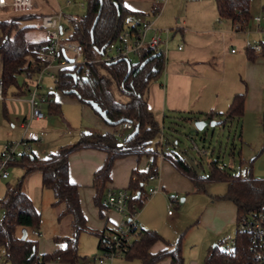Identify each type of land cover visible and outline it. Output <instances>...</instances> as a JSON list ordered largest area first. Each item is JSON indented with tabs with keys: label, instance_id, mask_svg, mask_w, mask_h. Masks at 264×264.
<instances>
[{
	"label": "trees",
	"instance_id": "1",
	"mask_svg": "<svg viewBox=\"0 0 264 264\" xmlns=\"http://www.w3.org/2000/svg\"><path fill=\"white\" fill-rule=\"evenodd\" d=\"M83 1L85 12L79 16H64L65 31L68 32L62 30V33L64 38L79 43L83 55L87 58L99 56L100 48L118 36L128 25V17L140 14L127 9L123 5V0ZM213 1L218 18L229 22L230 26L234 21L248 17L249 0ZM261 9L264 11V0L261 1ZM21 13L8 20H0V82L4 96L13 85L16 87V93H22L17 77L37 63V53L45 47L44 39L26 38V32L34 27L29 21L35 19L36 15L30 12ZM155 53L153 49H145L136 56L137 61L134 63L130 59H117L106 64H91L90 73L86 77L80 76L78 66L57 71L51 89L46 93L48 111L50 113L59 111V106L52 98L54 91H60L88 106H90L88 102H95L105 110L110 122L104 124L109 130L81 132L75 143L60 147L44 159H36L33 154L26 152L17 161V163L25 161L23 172L15 184L5 187L4 194L0 197V208L3 210L0 218V248L4 249L1 255L4 262L77 264L82 259L77 254L78 235L89 230L79 206L77 186L69 181L67 174L69 153L81 148H94L105 152V158L94 172L92 179L93 201L97 206L103 207L101 200L105 191L104 184L109 179L113 161L126 155L137 157L145 155L152 157L150 167L145 171H132L126 187L130 201L136 205V208H140L143 204L140 195L145 191L143 182L150 173L156 172L155 151L161 149L164 158L192 180L195 191H204L205 180L225 182L226 191L216 195L215 198L225 199L234 204L236 220L242 214L260 209L264 202V178H257L251 174L252 159L248 161V172L245 175H230L212 160L207 162V173L201 175L194 170L182 153L175 149L176 139L171 141L170 137L166 136L163 147L160 148L159 140L156 138L163 132L146 103L148 85L159 76L163 66L162 54L155 55ZM259 53L264 58V42H261ZM142 62L144 63L141 65ZM114 89L123 99L114 95ZM243 99L244 91L234 94L217 123L239 118L243 113ZM94 113L98 115L95 111ZM212 117V112L205 114L207 119L211 120ZM179 118L190 123L195 117L180 116ZM125 120L134 121L135 131L121 138L114 136L112 131L118 125V121ZM260 125L264 132V113L260 117ZM171 129L176 131L174 126ZM33 171L40 174L42 187L52 191L54 197L52 205H62L57 218L61 219L65 215L69 217L71 233L53 236L52 240L63 243V248L51 253L38 254L36 240L28 237L20 238L14 233L18 226L38 230L41 223L40 213L23 189L25 176ZM94 234L98 237L102 236L101 233L94 232ZM234 239L235 256L231 259V263L240 262L241 259L249 256L246 250L247 237L236 230ZM161 240L156 231L141 228L124 258L136 259L140 264H154L164 258L169 260V264H184L181 238L172 244L166 242L165 248L159 251L153 253L149 251L153 243ZM203 264H226L225 257L221 250L215 248L205 256Z\"/></svg>",
	"mask_w": 264,
	"mask_h": 264
},
{
	"label": "crops",
	"instance_id": "2",
	"mask_svg": "<svg viewBox=\"0 0 264 264\" xmlns=\"http://www.w3.org/2000/svg\"><path fill=\"white\" fill-rule=\"evenodd\" d=\"M261 1L258 0V9H260ZM41 2L42 6H39V8L45 9V12L35 13V23H31L34 27L29 32L28 40L44 39L43 30L38 25L39 17L44 14H52L59 9L62 14L61 28L63 32H68V30L65 31L64 16L82 15L77 13L78 7H83L82 2L75 4V6H72L71 0L67 3L68 5L63 4V6H60L54 0H41ZM153 2L154 0H123V5L127 9L140 13L136 16L128 17L127 24H132L142 17L148 18L150 6ZM183 6L184 8H164L154 20V25L159 26L158 28L167 27L169 29L166 35L163 66L159 76L149 83L146 99L147 108L160 124L163 139L170 137L169 139L173 141L174 137L170 134L174 130L171 127L177 125L175 120L180 116H194L193 122L197 119H206L205 114L212 112L213 117L211 120L218 121L222 118V113L227 109L232 96L242 91H244L243 113L238 120L241 127L240 137L241 131L244 132L246 129L252 128L254 132L255 125H258L259 132H263L260 125V117L264 113V58L259 52H253L245 47L246 41L251 43L261 41L260 34L253 31L248 33L233 32L229 22L224 20L217 22L218 15L213 0H189ZM34 7L35 4L32 0L31 8L23 12L30 11L31 13ZM4 8L11 9L8 5L1 9ZM256 10L254 0H249L248 17L253 15ZM261 13H264L262 9ZM172 25L173 27H169ZM260 28L264 29V22L260 23ZM62 36L64 37L63 33ZM163 36L165 38V35H162V38ZM232 49L235 52H231ZM65 69H68V67ZM52 82V80H43L42 91L44 93L51 89ZM17 94L22 95L23 93ZM52 99L59 106V111L50 113L46 102L43 107L44 116L40 119L32 120L24 134L28 147L21 146L22 150L19 154L17 152L16 162L12 163L19 166V177L23 172L25 161L20 163H17V161L22 158L24 153L30 152L36 159H44L47 155L56 152L60 147L71 145V143L73 144V142L75 143L78 140L79 135L72 134L68 139L57 138L47 139V141L44 139L42 141V133H45V130L49 128L46 114L51 116L59 114L62 99L79 105L81 120L78 124H74L79 128V134L93 130L102 132L109 130L104 121L94 113L90 106L60 91H54ZM6 101L9 102L8 108L10 112L16 116V125L21 130L22 135L23 130L20 123L27 115V104L25 101L9 99H6ZM2 112L6 114L4 106ZM247 115L249 116L246 117ZM62 120L68 130L70 129L71 131L70 124L65 119L62 118ZM60 125L62 126V124ZM167 129L168 132L166 133ZM128 133L130 131L126 130L116 137L121 138ZM160 138L161 136L159 135L156 140H160ZM30 140H40V143L44 141L49 143L42 145L38 156L30 150V145L28 144ZM175 149L178 151L177 146H175ZM104 158L105 152L94 148L74 150L69 153L67 158L68 179L77 186L79 206L85 219V225L90 231L88 233L96 237L97 250L98 244H100L99 241L108 234L113 228V223L119 218L115 211L97 206L93 201V174L100 167ZM151 158V156L145 155L138 157L136 155H126L116 158L111 165L109 179L105 182L104 187L126 188L131 172L145 171L146 164L150 163ZM155 164L157 176L151 181H144L143 188L146 187L145 183L147 182L148 188L157 186L159 190L147 200L142 201L143 204L138 208L137 214L140 228L154 230L162 238L161 241H156L151 245L149 249L151 253L165 248L166 242L172 244L157 226L158 214L164 213V209H166L165 217L173 219V214L171 212L167 213L166 204L168 198L172 194H177L179 198L178 204H182L189 195L201 193V191H195L192 180L179 172L167 159L157 156ZM254 171L257 175H253L251 164V174L257 178H264V155L258 161ZM19 177H17L16 181ZM8 178L9 172L6 178H0V197L4 194L7 185H13L7 182ZM207 181L210 180H205L204 184ZM23 189L43 219L42 208L47 206L52 209L53 206L54 197L52 191L49 188L42 187L41 177L37 171L25 176ZM219 194L223 193L209 194L201 202L202 209L194 221L199 228L204 230L203 234L207 244H213L204 249L203 258L200 261L197 260V256H191L187 264H203L205 256L210 251L215 248L220 250V243L224 239V234L230 232L233 226L234 231L231 236L234 237L233 235L236 231V207L228 200L216 199L215 196ZM58 212L52 213L54 220L57 222L61 220L57 218ZM23 229L26 232L25 237L35 238L37 244L40 243L39 250H37L38 254L51 253L63 248V243L52 240L53 236L59 235L57 233H54L50 240L43 242L39 228L36 230L39 235L36 236L31 233L33 228L18 226L15 228V235L21 236ZM94 232L101 233L102 236L98 237ZM182 234L179 235V238L182 237ZM36 249H38L37 246ZM77 254L81 258L86 257L85 255L80 256L78 249ZM125 259L117 260L115 264ZM46 264L65 263L49 262ZM154 264H169V260L164 258Z\"/></svg>",
	"mask_w": 264,
	"mask_h": 264
},
{
	"label": "built area",
	"instance_id": "3",
	"mask_svg": "<svg viewBox=\"0 0 264 264\" xmlns=\"http://www.w3.org/2000/svg\"><path fill=\"white\" fill-rule=\"evenodd\" d=\"M69 0H66L68 3ZM167 0H154L150 6L149 19L142 17L138 21L127 25L120 31L118 36L109 41L97 57L87 58L83 55L81 45L73 40L62 36L61 19L62 14L58 9L52 14L40 16L38 25L43 30L45 47L37 53V63L22 72L20 86L22 95L15 94L6 97L2 93L0 82V100L25 101L27 104V115L21 121L20 126L23 134L17 141L5 143L0 150V178L8 176L7 166L16 161L17 150L21 146L28 147L25 140V132L32 120L40 119L44 116V105L46 104V93L42 91L43 80H53L58 70L68 67L72 69L78 66L80 76L86 77L90 73L91 64L102 63L125 59L131 56H138L145 49H153L164 56L166 35L168 28H158L154 25V20L160 14L162 7ZM10 6L12 10L23 12L29 10L32 0H0V9ZM220 21L219 18L216 19ZM264 22V13L251 15L247 18H240L233 22L231 30L233 32H257L261 41L251 43L245 42V47L253 52H259L261 42L264 41V29L260 28V23ZM165 35V38H162ZM163 45V47H162ZM179 48V47H178ZM231 52H235L234 49ZM134 121H121L115 127L113 135L119 136L124 131H135ZM190 140L191 148L200 156L206 153L203 147H198L193 139ZM163 136L159 140L160 148L163 146ZM155 155L164 158L161 149L155 151ZM150 163L146 164V169ZM157 176L150 173L144 181H151ZM159 188L153 186L145 190L141 195L142 201L147 200L155 194ZM178 195L172 194L166 204L167 213L173 203L178 201ZM102 206L115 211L119 218L113 223V228L100 241L98 252L89 257L80 259L77 264H115L117 260L123 259L128 253L133 239L139 234L140 224L137 220L138 208L130 201V194L127 188H105ZM236 230L247 237L246 250L249 255L240 262L231 263L235 256V239L227 237L221 240L220 250L225 257L226 264H264V202L259 210L240 215L236 220ZM33 235L38 236V232L31 229ZM4 249L0 248V257Z\"/></svg>",
	"mask_w": 264,
	"mask_h": 264
},
{
	"label": "rangeland",
	"instance_id": "4",
	"mask_svg": "<svg viewBox=\"0 0 264 264\" xmlns=\"http://www.w3.org/2000/svg\"><path fill=\"white\" fill-rule=\"evenodd\" d=\"M54 1L60 6H63V4L68 5L64 0ZM187 1L189 0H167L165 5L162 7V10L164 8H184L183 5ZM33 2L35 4V7L31 10V13L35 14L39 12H45V9L39 8V6H42L41 0H33ZM79 2L83 3V7H78L77 13L83 14L85 12L84 1L71 0L72 6H75V4H78ZM254 5L257 10L253 15L261 14V4L259 7L260 9H258V0H254ZM19 14L22 13L14 12L10 8L0 9V20H8L11 17L17 16ZM148 18L152 19V17L149 16ZM29 23L34 24L35 19L29 21ZM169 27H173V25ZM31 30L32 29L26 32L27 39L29 38V32ZM129 59L132 63L137 61L136 57L134 56L129 57ZM21 81L22 76L20 75L17 77L18 85L21 84ZM15 94H17L16 87L13 85L7 90L6 96L10 97ZM114 95L117 98L123 99V97L120 96L115 89ZM3 106L6 109V114H3L2 112ZM8 106L9 102H7L6 100H0V150L2 149V146L5 143L17 141L21 137V130L17 127L15 121L16 116H14L12 112H10ZM60 109L61 110L59 114L52 116L46 114L49 128L45 130V133H42V141L44 139L46 141L47 139L52 140L57 138L68 139V137L72 134L79 135V128L74 125L78 124L81 120L79 105L72 101L62 99ZM248 116L249 115H247L246 117ZM62 118L70 124L72 128L71 131L70 129L68 130ZM239 119L240 118H233L232 120H227L223 123H217L215 125H205L202 129L197 130L194 128L193 122L187 123L178 118L177 120H175V124H177L175 126L176 131H174L173 133L171 132L170 135H172L174 139H176V146L178 150L182 153V155L189 162V164L192 165L193 168L201 175H205L207 173V162L211 160L215 161L218 166L223 167L230 175H245L248 172V161L250 159H253V175H257L254 169H256L258 161L264 155V133L261 131L259 132L258 125H255L254 132L252 131V128L246 129L244 132L241 131L240 137L241 127L240 121H238ZM57 121L61 123H58ZM165 123L168 124V122L166 121ZM60 124H62V126L64 127H62ZM80 129L82 130V128ZM66 130H68L69 132ZM167 132L168 129L166 130V133ZM190 138L194 140L195 144L198 147H203L206 150V153L198 156L195 151L191 148L189 140ZM39 141L40 140H30L28 142V144L30 145V150L38 156L40 155L39 150L42 145L44 146L49 143H46L45 141L40 143ZM21 150V148H18V154L21 152ZM7 169L9 172V178L7 182L9 184H15L16 179L17 177H19L20 174L19 166L11 164L7 166ZM145 184L146 187H144V189L147 190V182ZM204 190V192L189 195L186 201L182 204H178V201L173 204L174 206L169 208L170 212L173 214V219L165 217L164 213L166 209H164V213L158 214L157 217V226L161 229L162 233L166 235L165 237H167L170 242L174 243L179 238V235L183 233L180 240V244L184 264H187L189 262L191 256H197V260L200 261L201 258H203L205 251L204 249L209 246H212L213 243L207 244L205 235L203 234L204 230L202 228H199L196 222L194 221L197 219L202 209L201 202L205 198H207L209 194L224 193L226 191V184L223 181L210 180L204 184ZM61 207L62 205L52 206V209H49V207L47 206L42 208L41 213L43 219L41 218L39 232L41 240L43 242L46 240H50L51 236L54 233H57L59 235H69L71 233L69 217L67 215L62 216L59 222L55 221L53 218L52 213H56L61 209ZM2 214L3 210L0 208V218L2 217ZM233 231L234 226L232 227V230L230 232L224 234V238L232 237L231 235ZM28 238L30 237L28 236ZM33 239L36 240L35 238ZM39 246L40 243L37 244V250H39ZM77 249L80 253V256L85 255L86 257H89L94 254H97L98 250L96 248V237L86 231L80 233L78 236ZM117 263L140 264V262L136 259H125ZM0 264L8 263L4 262L3 258H1Z\"/></svg>",
	"mask_w": 264,
	"mask_h": 264
},
{
	"label": "water",
	"instance_id": "5",
	"mask_svg": "<svg viewBox=\"0 0 264 264\" xmlns=\"http://www.w3.org/2000/svg\"><path fill=\"white\" fill-rule=\"evenodd\" d=\"M102 49H103V47L100 48V50H99V54H101ZM155 55H159V52H156ZM152 56H153V55H152ZM152 56H150V57H152ZM145 61H146V60H145ZM145 61H144V62H145ZM144 62H142L141 65H142ZM88 104L90 105V107L92 108V110L95 111V112L98 114V116H99L104 122H106V123H109V122H110L109 119L106 117V112H105V110H102V109H101V108H100L95 102H88ZM118 123H119V121H118ZM215 124H217V121L210 120V119H207V118H206V119H197V120H194V121H193V126H194V128L197 129V130L202 129L205 125H215ZM133 132H134V131H133ZM133 132H132V133H133ZM136 195H138V192L136 193ZM180 201H181V200H180ZM25 235H26V232H25V230L23 229L20 238H24Z\"/></svg>",
	"mask_w": 264,
	"mask_h": 264
}]
</instances>
